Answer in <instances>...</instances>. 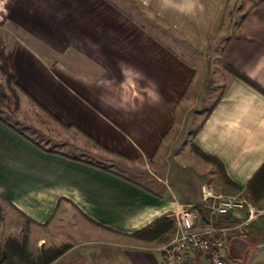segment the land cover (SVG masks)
<instances>
[{
	"label": "crops",
	"instance_id": "obj_1",
	"mask_svg": "<svg viewBox=\"0 0 264 264\" xmlns=\"http://www.w3.org/2000/svg\"><path fill=\"white\" fill-rule=\"evenodd\" d=\"M240 1L0 0L17 116L35 130L0 121V234L26 218L37 247L71 246L49 264H163L145 229L186 206L205 219L214 185L263 206L264 94L246 81L264 92V0ZM232 2L244 14L224 33ZM213 59L229 75L191 139L214 162L205 183L170 194L119 172L158 160L184 114L204 108Z\"/></svg>",
	"mask_w": 264,
	"mask_h": 264
},
{
	"label": "rangeland",
	"instance_id": "obj_2",
	"mask_svg": "<svg viewBox=\"0 0 264 264\" xmlns=\"http://www.w3.org/2000/svg\"><path fill=\"white\" fill-rule=\"evenodd\" d=\"M246 1L247 0H243V3ZM233 3L234 2H232V5L229 7L230 18H228L225 23L224 33L225 31L227 32L228 28H233V25L237 24L240 17L244 14V6L241 5L238 10H235L236 7L233 6ZM8 35L12 36L13 34L9 33L8 30L1 32L0 50H2L4 54H6L7 51L6 47L8 46ZM220 44L222 43L220 42L216 46V53H218ZM212 61L211 69H214L212 74L215 75H211V72L207 75L208 78L205 84L207 83L206 88L209 90V94H207L208 98L210 96L211 98H207V101H204V103L208 102L206 105L204 104V108L202 109L201 106H199L197 110L195 108H191L186 114H184L181 123L175 126V129H173L165 140L162 154L158 160L151 163L143 161V164L133 165V172H126L127 170L125 171L118 168L119 172L128 174L135 179L142 180L140 176L141 172V174L149 176L155 182L160 180V184L163 185V187L170 192V194L179 193L180 189H184L185 191L193 189L197 186L201 187L203 183H205L206 177L204 175V167H202L204 165L202 164H206L207 162L194 151V147L191 146V139L194 131L204 119L211 104L220 95L224 87V75H221L220 73L224 72L225 76L228 74L225 68L219 66L217 60L213 59ZM15 99L17 101L16 107L14 103ZM18 107V99L15 88L12 87L11 90L7 88L5 76L0 68V118L19 130L25 132L31 130L30 132L32 133L35 130H33L28 124L21 123V118H18ZM92 161L101 164L98 159H94ZM211 193L216 197L212 196L211 202H204L206 205L211 207L216 206L221 198L236 197L238 199H244L239 194H222L221 190L215 185L213 186ZM246 202L250 204L249 201L246 200ZM251 203L254 205L253 202ZM250 206L249 211L247 207L245 211L240 213L243 218L240 220L236 217L235 222L232 223L233 226H230L233 229H231V232L228 233V239L230 237H237L239 240L232 243L233 246L230 250V258L225 262V264H262L264 262V251L257 252L255 250L257 246L264 243V232L260 235H256L254 233L260 228L264 229V205L256 208L251 204ZM173 218H169V220L173 222ZM249 219L251 220L249 227H238L241 226V221ZM2 222L3 219L1 218V223ZM4 224L5 225L0 234V240L2 243L0 244V264H47L50 260L56 257L59 252L63 251V249L66 250V248H71V246L67 244L60 247H47V243L45 241L41 243L42 245H40V247H37L36 243H34L30 237V227L32 223L26 218H23V226L21 227H17L9 220H6ZM173 227L162 237L155 240L151 239L150 234L147 233L145 236L149 237V241L142 246H144V248L151 249L160 248L165 245L173 235ZM222 227L228 226H224V224H222ZM145 236L136 235V237H133L134 239L138 237H143L144 239ZM14 237H16V239H13ZM238 245H240L239 248ZM34 254H37V256ZM50 263H52V261Z\"/></svg>",
	"mask_w": 264,
	"mask_h": 264
},
{
	"label": "built area",
	"instance_id": "obj_3",
	"mask_svg": "<svg viewBox=\"0 0 264 264\" xmlns=\"http://www.w3.org/2000/svg\"><path fill=\"white\" fill-rule=\"evenodd\" d=\"M247 207L249 211L250 206L244 199L221 198L216 206L203 204L205 219L194 206L184 207L174 216L173 235L158 248L163 264H225L227 235L233 228L219 226L214 221L237 216Z\"/></svg>",
	"mask_w": 264,
	"mask_h": 264
},
{
	"label": "trees",
	"instance_id": "obj_4",
	"mask_svg": "<svg viewBox=\"0 0 264 264\" xmlns=\"http://www.w3.org/2000/svg\"><path fill=\"white\" fill-rule=\"evenodd\" d=\"M0 68H1V71H2L3 75L5 76L7 88L9 90H11L12 87L14 86V75L11 72L10 56L4 54V52L2 50H0ZM246 82L249 85H251L253 88L257 89L258 91H260V92H262L264 94V92L261 91L256 85H254L253 83H251L249 81H246ZM14 103H15V107H16V105H17L16 99H15ZM0 121H2L7 126H10L7 122L2 120L1 118H0ZM194 151L201 158H203L207 163H213L214 164V162H212V160L210 158H208L206 156H203L202 154L197 152V150H195V148H194ZM172 227H173V222L170 221L168 218H163V219H160V220L156 221L155 223H153V225L148 227L147 229H145V231H147L148 234H150L151 239L155 240V239H158V238L162 237L164 234H166L168 231H170L172 229ZM140 234L141 233L134 234L133 236L136 237V235L138 236ZM68 249L69 248H66V250L63 249V251L59 252V254H57V256L54 257L52 260H50L47 264H49L51 261L57 259L61 255H63Z\"/></svg>",
	"mask_w": 264,
	"mask_h": 264
},
{
	"label": "water",
	"instance_id": "obj_5",
	"mask_svg": "<svg viewBox=\"0 0 264 264\" xmlns=\"http://www.w3.org/2000/svg\"><path fill=\"white\" fill-rule=\"evenodd\" d=\"M255 250H256L257 252H262V251H264V243H263L262 245H260V246H257V247L255 248Z\"/></svg>",
	"mask_w": 264,
	"mask_h": 264
}]
</instances>
